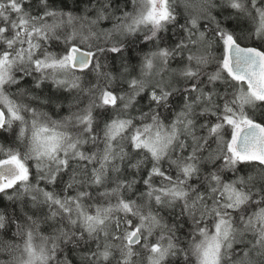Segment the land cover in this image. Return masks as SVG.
<instances>
[{
    "label": "clouds",
    "instance_id": "obj_1",
    "mask_svg": "<svg viewBox=\"0 0 264 264\" xmlns=\"http://www.w3.org/2000/svg\"><path fill=\"white\" fill-rule=\"evenodd\" d=\"M0 264H264V0H0Z\"/></svg>",
    "mask_w": 264,
    "mask_h": 264
}]
</instances>
